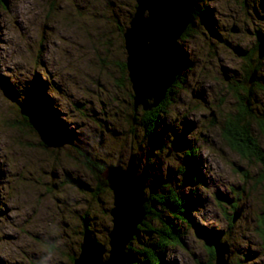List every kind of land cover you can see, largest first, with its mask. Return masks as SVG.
<instances>
[{"label": "rangeland", "instance_id": "1", "mask_svg": "<svg viewBox=\"0 0 264 264\" xmlns=\"http://www.w3.org/2000/svg\"><path fill=\"white\" fill-rule=\"evenodd\" d=\"M136 7L0 0V264H75L85 229L106 245V259L113 193L104 172L133 153L160 217L146 218L153 230L137 229L131 262L216 264L206 240H221L233 250L228 264H264V164L240 155L224 131L248 93L246 118L264 155V56L255 48L264 0H194L193 23L178 39L179 80L155 122L153 108L135 109L121 69ZM40 115L52 131L23 125ZM169 187L184 200L182 214L159 202ZM167 227L181 238L160 233Z\"/></svg>", "mask_w": 264, "mask_h": 264}, {"label": "water", "instance_id": "2", "mask_svg": "<svg viewBox=\"0 0 264 264\" xmlns=\"http://www.w3.org/2000/svg\"><path fill=\"white\" fill-rule=\"evenodd\" d=\"M136 11L125 29L126 66L134 92L135 109L157 107L173 87L179 74L181 52L178 39L193 23L194 0H136ZM238 31L237 28L232 29ZM258 55L264 56V34L259 38ZM252 75L250 81H253ZM107 184L113 193L110 209L113 226L108 232L109 256L103 243L85 229L80 256L75 264H126L127 246L145 218L144 208L147 173L140 171L136 154H131L126 166L120 161L105 171ZM241 211L236 212L233 221ZM216 264H228L233 253L226 241L213 243Z\"/></svg>", "mask_w": 264, "mask_h": 264}, {"label": "trees", "instance_id": "3", "mask_svg": "<svg viewBox=\"0 0 264 264\" xmlns=\"http://www.w3.org/2000/svg\"><path fill=\"white\" fill-rule=\"evenodd\" d=\"M190 28V27H189ZM187 33V32H186ZM184 33L182 35V37L185 36ZM179 45V44H178ZM258 45V44H257ZM255 48L257 49L258 47L255 46ZM178 49H179V52H181L180 50V45L178 46ZM244 52V51H243ZM242 53V52H241ZM258 53V51H257ZM181 61H183V54L181 52ZM121 69L123 71V74L126 76V79L129 81V78H128V70H127V66H126V62H123L121 64ZM255 67H251L250 70L248 71L247 73V79L249 80L250 82V78L252 77L253 74H255ZM254 77V76H253ZM247 79L245 78V81L247 82ZM253 83V82H251ZM171 89L170 88L165 96V98L163 99V101H161V103L157 106V107H154L152 110H151V116L154 117V122L157 121V118H158V115L163 112L162 110L165 109L167 103H169V101H167V99H169V95L171 94ZM248 93L245 95V96H242L241 97V101H242V106H241V111L238 112V114L236 115L235 119L231 120V119H228L227 120V126L224 128V131H225V134L227 135L228 137V140L230 141V143L232 144L233 148L235 150H237L239 152L240 155L244 156V157H254L256 158L258 161H262L263 164H264V155L261 154V149H260V146L258 145V143L256 142V140L252 137L251 135V132H250V129H249V121L247 120L246 116L249 115L253 118V115H252V109L250 108L249 104H250V100H248ZM170 100V99H169ZM166 101V102H165ZM36 113L38 114H41L40 112H37ZM32 118V117H31ZM41 119V123L50 131H52L50 129V127L48 126L44 116H41L40 115V118ZM35 119H30L28 116L25 117V122L23 123V125L25 127H30L34 124L37 125V127H40L41 123L39 121H36V123L34 122ZM39 122V124H38ZM30 125V126H29ZM32 128V127H30ZM262 129L264 130V120L262 122ZM190 152H187L186 154L189 155ZM139 156H137L138 158ZM139 160V158H138ZM102 169L104 168H100V172L103 171ZM192 169V170H191ZM191 171L192 173L194 174V170L193 168L189 167V168H184L183 167V173H186L188 174L189 176L188 177H192L190 174H191ZM145 172V171H144ZM194 177L196 178H199L198 174L195 173L193 175ZM264 177V172H263V175ZM147 180H148V175H147ZM105 184H107V182L105 181ZM178 192L176 191L175 188L173 187H169V191L167 192L166 196L162 198V200H160L159 202L161 204H163L164 207H168L170 206L172 208V210L175 212V213H183V210L180 209L182 208L183 206V203H184V200L183 199H180L178 198L177 196ZM153 197V196H152ZM155 199V198H153ZM164 199V200H163ZM147 201H145V205H144V208L146 210V214H145V219L144 221L138 225V232H140L142 230L143 227H148L147 231H150L153 230L148 222L146 221V218L150 215H153L155 214V216L157 217H160V214H158L157 212H155L153 209H151L150 207V203L148 201V198H146ZM233 207H235V204L233 205ZM174 208H177V209H174ZM236 209V207H235ZM169 228V231H166L165 229L161 228L159 231L160 233H162L163 235H167V237L169 239H173L172 241L174 242L176 240H179L181 238V236H179L177 233H178V230L176 228H173V227H167V229ZM155 231V230H154ZM203 233V232H202ZM204 234V233H203ZM137 239L139 238L138 235H136ZM209 238L210 239H218V235L217 237H212L209 235ZM206 239V238H205ZM132 240V239H131ZM131 242V241H130ZM206 243L208 244V246L210 247L209 248V252L211 253V258L215 259L216 256H215V250H214V247H213V244H211L210 241L206 240ZM134 246L132 247L131 243L128 244L127 246V253L129 254V261H127L126 264H134L133 262H131L133 260L131 254L129 251L131 250H134ZM153 250V248H152ZM150 254H153V259L155 260H158L157 258L159 257V254H156L151 251H148ZM152 259V258H151ZM215 264V263H213Z\"/></svg>", "mask_w": 264, "mask_h": 264}, {"label": "bare ground", "instance_id": "4", "mask_svg": "<svg viewBox=\"0 0 264 264\" xmlns=\"http://www.w3.org/2000/svg\"><path fill=\"white\" fill-rule=\"evenodd\" d=\"M136 11V10H135ZM17 31V30H16ZM18 31H19V29H18ZM261 35V34H260ZM21 36V35H20ZM259 37V36H258ZM226 71V70H225ZM41 123V122H40ZM38 124H39V122H38ZM42 124V123H41ZM108 167V166H107ZM107 169V168H106ZM106 169H105V171H106ZM140 171H142V170H140ZM105 173V172H104ZM107 180V179H106ZM147 183H148V180H146V183H145V185L147 186ZM145 219V218H144ZM144 219L142 220V222L144 221ZM80 256V255H79Z\"/></svg>", "mask_w": 264, "mask_h": 264}, {"label": "flooded vegetation", "instance_id": "5", "mask_svg": "<svg viewBox=\"0 0 264 264\" xmlns=\"http://www.w3.org/2000/svg\"><path fill=\"white\" fill-rule=\"evenodd\" d=\"M178 80H179V77H177L175 84L178 82ZM263 171H264V169H263ZM263 223H264V222H263Z\"/></svg>", "mask_w": 264, "mask_h": 264}]
</instances>
